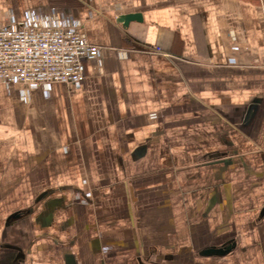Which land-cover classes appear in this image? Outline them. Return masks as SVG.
<instances>
[{
	"label": "crops",
	"instance_id": "1",
	"mask_svg": "<svg viewBox=\"0 0 264 264\" xmlns=\"http://www.w3.org/2000/svg\"><path fill=\"white\" fill-rule=\"evenodd\" d=\"M2 24L76 28L99 66L0 85V264H264V0H0Z\"/></svg>",
	"mask_w": 264,
	"mask_h": 264
},
{
	"label": "built area",
	"instance_id": "2",
	"mask_svg": "<svg viewBox=\"0 0 264 264\" xmlns=\"http://www.w3.org/2000/svg\"><path fill=\"white\" fill-rule=\"evenodd\" d=\"M98 73V47L73 27L0 25V85L75 84Z\"/></svg>",
	"mask_w": 264,
	"mask_h": 264
},
{
	"label": "water",
	"instance_id": "3",
	"mask_svg": "<svg viewBox=\"0 0 264 264\" xmlns=\"http://www.w3.org/2000/svg\"><path fill=\"white\" fill-rule=\"evenodd\" d=\"M136 18H138V17H136L135 15H127V16L125 17V22H127V21L130 20V19H136Z\"/></svg>",
	"mask_w": 264,
	"mask_h": 264
}]
</instances>
